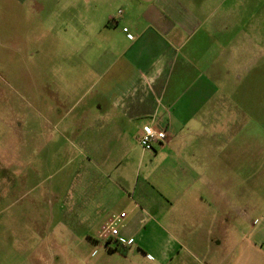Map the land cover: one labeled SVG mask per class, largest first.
Here are the masks:
<instances>
[{"label": "crops", "instance_id": "obj_1", "mask_svg": "<svg viewBox=\"0 0 264 264\" xmlns=\"http://www.w3.org/2000/svg\"><path fill=\"white\" fill-rule=\"evenodd\" d=\"M121 1L114 14L67 10L80 29L66 31L72 51L51 85L57 97L78 88L85 97L72 118L58 119L81 156V185L72 183L60 229L40 204L15 213L16 157L2 155L0 264H59L53 247L65 234L86 236L81 264H264V118L233 98L239 86L226 69L246 49L223 28L244 25L218 14L237 8ZM145 126L166 139L131 157ZM11 219L29 223L15 229ZM27 225L32 245L19 242ZM9 229L13 242L2 238Z\"/></svg>", "mask_w": 264, "mask_h": 264}, {"label": "rangeland", "instance_id": "obj_2", "mask_svg": "<svg viewBox=\"0 0 264 264\" xmlns=\"http://www.w3.org/2000/svg\"><path fill=\"white\" fill-rule=\"evenodd\" d=\"M211 3L237 8L232 12L218 10L223 21L236 20L244 25L232 29L226 24L223 28L234 32L237 38L232 47L246 49L237 64L228 63L226 75L239 86L233 98L264 118V0ZM87 4L99 8L102 5L105 14L123 8L121 0H0V163L2 155L6 157L8 152L16 157L14 168L18 170L17 185L9 197L10 211L21 213L24 206L40 204L43 214L52 209L59 229L66 226V197L72 183L75 181V188L81 185L82 166L81 156L73 149L75 140L64 134L69 127L64 128L65 123L58 119L72 118L85 97L78 92L81 88L72 93L61 92L57 97L51 83L56 69H66L65 55L72 51L66 43V31L72 27L80 29L70 21L67 10L71 5L83 9ZM93 14L90 15L94 19ZM129 151L134 158L141 153L133 141ZM24 220L11 219V227L24 228L29 223ZM48 221L43 218V225ZM27 230L26 236H18L19 242L32 245L35 236L28 225ZM9 232L13 230L2 232V238L13 242L10 235H4ZM56 237L53 254L58 255L59 264H81L86 236Z\"/></svg>", "mask_w": 264, "mask_h": 264}, {"label": "built area", "instance_id": "obj_3", "mask_svg": "<svg viewBox=\"0 0 264 264\" xmlns=\"http://www.w3.org/2000/svg\"><path fill=\"white\" fill-rule=\"evenodd\" d=\"M123 31H126L124 28ZM166 139V130L157 126H145L137 136V144L143 151H153L155 146ZM116 230L111 229L109 233L113 236Z\"/></svg>", "mask_w": 264, "mask_h": 264}, {"label": "trees", "instance_id": "obj_4", "mask_svg": "<svg viewBox=\"0 0 264 264\" xmlns=\"http://www.w3.org/2000/svg\"><path fill=\"white\" fill-rule=\"evenodd\" d=\"M119 245L117 244V247H118Z\"/></svg>", "mask_w": 264, "mask_h": 264}]
</instances>
